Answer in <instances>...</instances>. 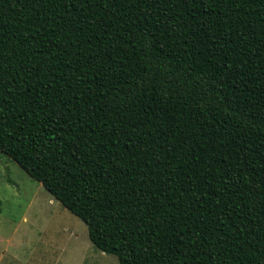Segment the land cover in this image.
I'll return each mask as SVG.
<instances>
[{"label": "trees", "instance_id": "obj_1", "mask_svg": "<svg viewBox=\"0 0 264 264\" xmlns=\"http://www.w3.org/2000/svg\"><path fill=\"white\" fill-rule=\"evenodd\" d=\"M0 151L119 264H264V0H0Z\"/></svg>", "mask_w": 264, "mask_h": 264}, {"label": "rangeland", "instance_id": "obj_2", "mask_svg": "<svg viewBox=\"0 0 264 264\" xmlns=\"http://www.w3.org/2000/svg\"><path fill=\"white\" fill-rule=\"evenodd\" d=\"M0 264H119L84 223L0 151Z\"/></svg>", "mask_w": 264, "mask_h": 264}]
</instances>
